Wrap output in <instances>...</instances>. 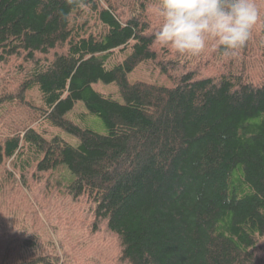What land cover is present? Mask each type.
I'll use <instances>...</instances> for the list:
<instances>
[{
	"label": "trees",
	"instance_id": "obj_1",
	"mask_svg": "<svg viewBox=\"0 0 264 264\" xmlns=\"http://www.w3.org/2000/svg\"><path fill=\"white\" fill-rule=\"evenodd\" d=\"M160 3L0 0V104H13L0 115V170L9 161L19 178L33 170L35 182L60 170L70 176L58 178L70 202L58 203L48 243L29 219L10 226L1 214L0 264H61L59 241L63 264H75V247L60 238L80 232L79 219L69 222L75 203L90 206L94 228L106 223L128 264H264V0H253L260 19L250 40L224 59L215 41L197 57L171 59L175 49L155 38ZM255 48L261 71L253 77L236 60H251ZM145 61L173 86L131 82ZM99 82L117 85L122 101L97 91ZM34 92L39 106L26 98ZM66 94L87 103L107 133L67 118ZM20 104L32 122L79 144L27 126L11 132ZM25 153L33 158L19 164ZM31 216L38 223L35 209Z\"/></svg>",
	"mask_w": 264,
	"mask_h": 264
},
{
	"label": "rangeland",
	"instance_id": "obj_2",
	"mask_svg": "<svg viewBox=\"0 0 264 264\" xmlns=\"http://www.w3.org/2000/svg\"><path fill=\"white\" fill-rule=\"evenodd\" d=\"M154 15L157 17L154 19L156 29H159L161 25L162 17L159 15V12H155ZM255 53L252 56L251 60H244V57L241 53H237L236 65L239 70H250L249 72L252 76H258L260 73V52L258 49H254ZM171 59H180L181 56L174 51H171ZM207 54V52H206ZM205 54V55H206ZM259 55V56H258ZM259 57V58H258ZM121 61L124 59L120 58ZM233 59V57L231 58ZM179 65V64H178ZM226 67V65H225ZM129 80L131 82L143 81L151 84H157L160 86L172 87L173 82L169 77L164 75L159 66L155 62L145 61L139 64V66L132 71L129 75ZM257 80V79H256ZM11 88L13 89V82L11 83ZM94 88L105 94H112L115 98H118L122 101L121 97L116 96V91L118 90L117 85L115 84H105L103 82L96 83ZM29 100H35L36 106H39L38 94L36 92L27 93L26 96ZM11 102L0 104V115L7 109L12 107ZM63 111L67 118H70L83 128H89L97 133L106 134L107 127L102 118L92 114L90 106L74 98L70 94H66L62 100ZM34 114L29 110V108L24 105H16L14 113H12V122L9 123L12 128L11 132H22L24 133L25 127L36 129L38 132L42 133L46 137L60 136L68 143L76 146L79 144V139L75 136L56 128H51L47 122L37 120L33 121ZM32 155L25 153L23 157L18 160L19 164H27V161ZM33 158V156H32ZM6 166V167H5ZM5 167V168H4ZM4 169L0 170V188L4 189L5 202L0 204V219L1 214L4 212L6 216L2 219L9 221L11 226L13 222H23L22 219H29L28 225H33V230L39 235H41V241L48 243L50 238L51 229L57 223L55 216H60V208L57 207L60 202H70L69 194L66 195L65 190L57 186L58 178L69 179V174L67 171L60 170L51 174L50 172L45 176V182H35L33 177V170L27 172L23 178H19V171L13 167L9 161L4 165ZM13 171L16 176L15 181H11L9 178V171ZM26 193L30 202L25 203L22 199V192ZM65 196V198H64ZM1 197V196H0ZM1 197V201L3 199ZM36 210V214L40 215L38 223L32 221V213ZM73 211V219L70 217V221L79 219L75 222V226L79 227L80 232L77 237L73 236L71 231L68 235V239L64 237L63 233L60 238H62L66 245L71 244V247H75L76 258L75 264H128L123 262L120 258L122 256V250L118 239L112 235L106 226V223H102L98 228L92 226V209L88 205H76L71 208ZM53 211V214L49 216V212ZM53 215V220L51 217ZM31 217V218H29ZM69 219V216L65 217V220ZM26 225V222H23ZM71 223V224H72ZM57 242V241H56ZM44 246V245H43ZM45 247V246H44ZM47 248V247H45ZM71 249V250H72ZM61 253V254H59ZM75 253V252H73ZM41 254V253H39ZM57 255L61 256V264L64 263L63 251H62V242L59 241L58 244V253ZM80 260H79V259ZM84 263H83V261Z\"/></svg>",
	"mask_w": 264,
	"mask_h": 264
},
{
	"label": "clouds",
	"instance_id": "obj_3",
	"mask_svg": "<svg viewBox=\"0 0 264 264\" xmlns=\"http://www.w3.org/2000/svg\"><path fill=\"white\" fill-rule=\"evenodd\" d=\"M159 15L158 42L180 56L197 57L215 41L220 59L243 48L260 19L253 0H161Z\"/></svg>",
	"mask_w": 264,
	"mask_h": 264
}]
</instances>
